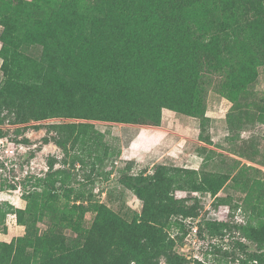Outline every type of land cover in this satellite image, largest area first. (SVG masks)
Segmentation results:
<instances>
[{
	"label": "trees",
	"instance_id": "obj_1",
	"mask_svg": "<svg viewBox=\"0 0 264 264\" xmlns=\"http://www.w3.org/2000/svg\"><path fill=\"white\" fill-rule=\"evenodd\" d=\"M0 26V101L23 123L82 121L55 127L67 134L55 140L66 153L69 142L87 144L92 121L159 127L164 109L205 117L215 81L234 108L249 98L264 66V0H0ZM33 47L42 49L40 58L28 56ZM77 162L85 165L77 156L72 167ZM132 166L119 183L142 202L140 213L127 220L68 187L61 217L77 237L41 234L38 198L31 197L15 211L25 235L0 241V264H159L162 256L167 264H187L164 231L172 215H192L170 196V168L159 164L153 174H134ZM229 179L207 173L190 185L216 196ZM55 180H38L52 202L59 198ZM91 209L96 216L84 230L81 220ZM198 225L199 238L212 240L227 227L211 220ZM240 230L257 247L249 252L235 243L247 256L242 264H264V222Z\"/></svg>",
	"mask_w": 264,
	"mask_h": 264
},
{
	"label": "rangeland",
	"instance_id": "obj_2",
	"mask_svg": "<svg viewBox=\"0 0 264 264\" xmlns=\"http://www.w3.org/2000/svg\"><path fill=\"white\" fill-rule=\"evenodd\" d=\"M2 30L0 26V35ZM26 52L28 56L38 58L42 49L33 47ZM2 64L0 58V85L5 79ZM207 90L205 117L193 119L171 110L162 111L161 126L170 131L169 140H165L168 152L157 165H149L152 168L146 170L153 174L159 164L169 167L174 176L170 196L189 208L192 214L187 218L182 214L172 215L167 221L164 231L173 253L184 258L187 264H196V261L242 264L247 256L235 243H243L249 252L257 247L244 237L240 227L259 228L264 222V114L261 111L264 105V66L259 68V76L249 98L240 99L234 108L220 93L216 81ZM23 115L25 113H21ZM231 117L233 124L229 120ZM179 119L183 124L177 123ZM80 122L52 117L23 123L17 119L15 109L0 101V140L5 143L4 155L11 156L7 147L12 145L16 154L8 166H0L1 242L10 243L14 238L25 235V227L18 223L15 211L27 208L31 197L38 198L40 217L37 228L41 234L61 231L76 238L78 233L61 217L62 209L68 203L64 197L68 187L91 196L93 203L106 204L127 220L141 212L142 202L119 183L132 163L130 159L145 160L146 152L134 145L138 138L132 132L127 135L128 126L92 121L94 129L87 133V144L79 142L72 146L69 142L66 153L55 144V140L67 134L55 127ZM179 135L184 139L180 144L173 138H180ZM127 138L134 143L125 148L123 143H130ZM209 139L212 145L206 144ZM77 156L85 160V165L77 162L72 167V159ZM143 166L147 165H133L132 173L143 170ZM194 170L197 175L192 173ZM57 172L60 174L56 175ZM207 173L230 178L216 196L194 191L190 185L192 180ZM47 176L56 179L59 189V198L53 202L44 195L48 188L38 181ZM95 216L92 209L87 211L81 220L82 229H89ZM207 220L226 223L227 227L213 240L207 235L203 239H195L194 230L199 229L200 222ZM197 234L199 236V231ZM225 252L229 255L226 256ZM159 264H167L166 258L160 257Z\"/></svg>",
	"mask_w": 264,
	"mask_h": 264
},
{
	"label": "crops",
	"instance_id": "obj_3",
	"mask_svg": "<svg viewBox=\"0 0 264 264\" xmlns=\"http://www.w3.org/2000/svg\"><path fill=\"white\" fill-rule=\"evenodd\" d=\"M190 119H192V118H190ZM207 119H210V118H207ZM177 123L183 124V120L179 119V120H177ZM125 126L129 127L128 132H126L127 135H130V132H132L133 136H136V138H138L137 139L138 142L134 144L135 148H139V149H141V151L144 150L146 152L145 153L146 157H145V160L143 162L139 161V160L137 161V160L130 159L132 164L135 165V164L143 163L144 165H147V166H143V168L145 167L143 170L152 168V167H149V165H151V166L157 165V163L159 161H161L162 158L164 157L163 155L168 152L167 148H165L166 147L165 140L166 141L169 140V137H170L169 132L170 131H167V129L162 127V126L161 127L141 126V125H125ZM133 128H134V130L130 131V129H133ZM173 138L176 139L177 141H179L178 142L179 144H180V142L182 143V140L184 141L182 136H180V138L173 136ZM127 140L130 143H126V144L123 143L125 148L130 147V145L134 143L132 140H130V138H127ZM212 140H213V138H212ZM150 157H154V159L152 160ZM146 160H147V162H146Z\"/></svg>",
	"mask_w": 264,
	"mask_h": 264
},
{
	"label": "built area",
	"instance_id": "obj_4",
	"mask_svg": "<svg viewBox=\"0 0 264 264\" xmlns=\"http://www.w3.org/2000/svg\"><path fill=\"white\" fill-rule=\"evenodd\" d=\"M13 146V145H12ZM10 147L9 148V146L7 147V151H8V153H9V151L11 152L10 153V155L11 156H5L4 155V153H5V143L3 142V141H1L0 140V166L2 165V164H5L6 166H8V163H10V162H13V158L12 157H15V151H14V147ZM11 157V158H10ZM10 169V168H9ZM28 172H26V174H27ZM40 176H43L42 174L40 175ZM197 229L196 230H194V232H195V239H200L199 238V236H198V234H197Z\"/></svg>",
	"mask_w": 264,
	"mask_h": 264
}]
</instances>
